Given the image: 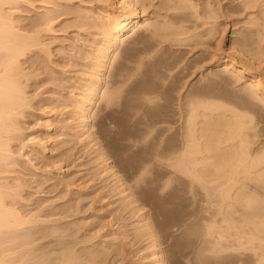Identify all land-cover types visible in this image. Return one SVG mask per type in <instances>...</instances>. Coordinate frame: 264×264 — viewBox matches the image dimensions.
<instances>
[{
    "label": "rangeland",
    "instance_id": "374dc122",
    "mask_svg": "<svg viewBox=\"0 0 264 264\" xmlns=\"http://www.w3.org/2000/svg\"><path fill=\"white\" fill-rule=\"evenodd\" d=\"M9 1H4L2 7L15 21L18 32L38 35V43L32 46L34 50L31 47L20 57L19 79L27 98L23 104L16 105L9 121L2 122L4 130L0 128L1 140L11 141L13 151L10 158L0 156V185L8 190L7 199L12 207L31 218V222L17 228H0V261L140 264L148 238L137 237L138 215L123 206L119 195L110 190L109 181L98 174L96 153L70 132L69 124L76 122V115L66 106L76 91L81 72L90 62L89 52L98 37L94 23L107 3L105 0ZM172 1H142L148 23L121 45L119 56L110 64L106 83L92 110V130L137 204L148 212L165 251L166 264H215L198 247L205 232L199 216L201 196L196 189L189 188V177L168 168L163 147L179 143L181 94L193 89L199 94L229 93V85L225 81L220 84V78H212L207 71L212 68L211 54L215 52L220 30H227L224 32L227 44L234 27L243 28L247 14L242 12L248 10L242 7V0H195L200 5L198 12L187 8V2H181L183 7L177 4L180 9L174 8L172 5L176 4ZM205 2L211 3V7L207 8ZM197 13L202 16L197 18ZM227 13H232L238 21L236 26ZM181 14H188L186 18L190 20ZM175 17L186 20L180 21L184 30L178 35L185 37V41L172 40V43L168 38L177 37L173 31L177 28ZM177 23L181 29L182 23ZM176 31L181 32L179 28ZM200 33L205 35L202 37ZM2 46L7 44L0 46V60L9 52L8 47ZM124 57L126 66L121 71L130 76L116 92L115 103H108L106 94L113 89L117 76L120 77L114 66ZM145 97H151L153 102ZM53 110L58 114L54 115ZM50 117L56 121L46 120ZM31 137L39 140L37 143H42V147L40 143L32 144ZM43 146L47 147L46 151ZM117 227L128 231L118 245L108 235Z\"/></svg>",
    "mask_w": 264,
    "mask_h": 264
},
{
    "label": "bare ground",
    "instance_id": "6f19581e",
    "mask_svg": "<svg viewBox=\"0 0 264 264\" xmlns=\"http://www.w3.org/2000/svg\"><path fill=\"white\" fill-rule=\"evenodd\" d=\"M4 1L6 0H0V46L6 43L9 52L6 54L7 57L0 60V128L1 124L4 125L2 122L11 118L10 115L16 105L23 104L27 98L24 86L20 84L21 78L19 79L20 57L27 54L31 47L38 43V35H24L18 32L15 21L2 7ZM142 1L105 0L106 8L102 10V14L97 15V21L94 23L98 28V37L94 41L95 46L89 52L90 62L86 61L87 66L81 72L76 91L69 100L67 99L68 102L64 103L70 108L73 116L76 115V122L69 124L70 132L96 153L98 174L109 181L110 190L115 195H119L123 206L132 214L138 215L137 222L135 221L137 237L148 238V245L146 244L147 246L143 248L144 253L141 255L140 264H166L165 251L161 247L148 212L137 204L132 191H129L113 162L100 147L97 137L94 136L95 132L92 130V110L106 83L110 64L114 58L119 56L121 45L143 30L145 23H148L144 11L146 5ZM174 1H172L176 4L172 5L174 8H177V4L181 5V2H187V6L185 5L187 8L192 7L195 12L199 11L200 5L196 2L199 0H194L195 3L193 0ZM209 2H205L208 5L207 8L211 7ZM241 3L242 7L248 10V12H242L247 14L246 20L243 21V28H235L238 21L233 17L234 13H227L229 14L227 18L231 17L233 21L235 20L231 39L225 44L227 37L224 32L227 30L224 31V28L220 30V38L215 43L216 47L214 46L215 52L211 54V59L209 58L212 61L210 65L212 68L209 72L207 71L212 78H220V84L225 81L229 85H227L230 88L229 93H226V96L225 93L224 96L210 92L199 94V91L195 92L194 89L191 91L188 88L190 91L186 90L187 93L179 96L180 120H182L177 132L180 135L179 143L174 147L168 145L163 147V158L168 168L179 172L184 177H189L191 184L189 188L193 187L201 196L199 216L205 232L201 238V245L199 244L198 247L201 246L202 251L210 255L215 264H264V139H260L264 137V0H242ZM213 8L210 10L213 11ZM255 8H259L258 12H255ZM207 11L209 12L208 9ZM181 15L179 17H188V14ZM200 15L197 13V18ZM216 15L219 17L218 13ZM184 17L175 18L180 23L181 20H185ZM177 22V28H173L177 37L168 38L169 33L166 36L174 43L185 41V37L178 36L184 30L182 29L184 23L181 22L180 29L181 25ZM178 28L181 32L176 31ZM188 28L190 30V27ZM186 30L183 32H188ZM164 31L167 30L164 28ZM196 35H191V37ZM200 35L203 37L205 34L200 33ZM32 48L34 50V47ZM125 66V57L118 59L114 66L119 71L120 77L117 76L113 89H109L106 98L104 97L108 103H115L118 91L130 76L121 71ZM214 79V82L219 80ZM152 98L147 100L150 101ZM53 112L54 115L58 114L55 110ZM50 119L46 120L50 122L55 120ZM51 123L46 124L51 127ZM1 130L4 129L1 128ZM2 138H0V156L11 157L13 154L9 143L11 141H3ZM30 141L34 145L40 143H37L39 140L36 141L34 137H31ZM23 146H27L26 142ZM46 148L44 149L43 146L45 151ZM8 194V190L0 185V228L5 226L17 228L31 222V218L25 217L17 208L12 207L7 199ZM127 233V229L117 227L108 235L118 245L127 237ZM0 264H5V261H0ZM60 264H68V260Z\"/></svg>",
    "mask_w": 264,
    "mask_h": 264
}]
</instances>
